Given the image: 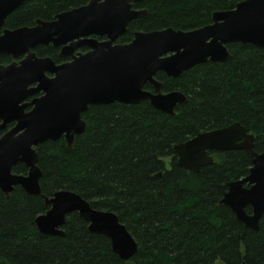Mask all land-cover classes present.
<instances>
[{"label":"trees","instance_id":"1","mask_svg":"<svg viewBox=\"0 0 264 264\" xmlns=\"http://www.w3.org/2000/svg\"><path fill=\"white\" fill-rule=\"evenodd\" d=\"M240 1L143 0L135 7L147 14L133 19L117 42L132 41L137 31L205 26L214 12ZM88 2L26 0L4 27L33 26ZM227 46L232 58L226 62L197 64L177 77L157 73L165 91L181 90L188 97L174 115L149 100L94 104L83 113L86 129L74 148L64 137L40 144L42 193L73 190L93 207L114 211L138 243L136 264H264V214L253 230L222 202L227 183L249 174L251 156L244 149L210 151L214 162L195 172L178 163L174 150L200 132L240 122L255 135L254 149L264 151V48ZM34 50L64 60L52 44ZM11 61L0 55V64ZM13 172L27 174L28 167L18 163ZM49 208L43 196L20 185L9 197L0 189V264H125L110 239L91 232L77 212L67 216L65 236L40 232L35 220ZM246 210L251 213V206Z\"/></svg>","mask_w":264,"mask_h":264},{"label":"water","instance_id":"2","mask_svg":"<svg viewBox=\"0 0 264 264\" xmlns=\"http://www.w3.org/2000/svg\"><path fill=\"white\" fill-rule=\"evenodd\" d=\"M25 1L0 0V55L12 57L0 64V130L6 129L0 136V189L9 197L20 185L45 198L50 208L35 220L40 232L65 236L67 216L77 212L91 232L110 239L125 264H136L132 258L138 243L114 211L93 207L73 190L42 193L37 147L64 137L74 148L76 136L86 129L83 113L94 104L149 100L154 108L174 115L188 97L181 90L165 91L157 73L177 77L197 64L226 62L232 58L227 46L232 42L264 48V0H242L233 9L214 12L212 23L193 30L137 31L128 43L117 40L133 19L147 14V9L135 7L143 0H89L52 20L5 28L7 17ZM51 44L71 60L56 63L34 50ZM81 46L90 49L76 54ZM254 145L255 135L234 122L200 132L174 150L178 163L195 172L214 162L210 151L246 150L252 159L249 174L227 183L222 202L245 226L257 230L264 214V151L257 152ZM18 163L28 167L27 174L13 172Z\"/></svg>","mask_w":264,"mask_h":264},{"label":"flooded vegetation","instance_id":"3","mask_svg":"<svg viewBox=\"0 0 264 264\" xmlns=\"http://www.w3.org/2000/svg\"><path fill=\"white\" fill-rule=\"evenodd\" d=\"M99 39H104V37H98ZM59 48V54H60V51H61V48L60 47H57ZM90 48L88 46H81L79 47L77 50H76V54H78L79 52H87ZM61 56V55H60ZM62 57V56H61ZM64 58V60L62 62H65V61H68V60H71V57L70 56H66V57H62ZM62 62H56V63H62ZM150 85V84H149ZM152 88V87H151Z\"/></svg>","mask_w":264,"mask_h":264}]
</instances>
